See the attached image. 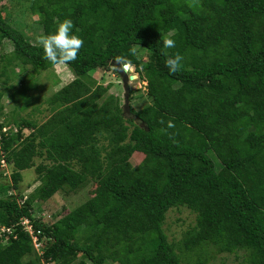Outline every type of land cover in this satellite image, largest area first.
<instances>
[{
    "label": "trees",
    "instance_id": "obj_1",
    "mask_svg": "<svg viewBox=\"0 0 264 264\" xmlns=\"http://www.w3.org/2000/svg\"><path fill=\"white\" fill-rule=\"evenodd\" d=\"M23 3L42 43L28 40L18 12L0 15V45H12L0 56V115L15 69L64 64L75 78L45 100L44 122L21 119L17 132L0 133L14 188L32 167L39 183L21 206L0 198V227L13 226L0 238V264H210L208 249L264 264V0ZM115 63L134 67L149 105L120 108L90 77L118 73ZM23 128L32 132L17 144ZM136 152L141 162L126 166ZM90 183L97 192L51 224L32 215L34 201ZM181 207L194 225L176 245L163 226ZM23 218L39 234L40 256Z\"/></svg>",
    "mask_w": 264,
    "mask_h": 264
},
{
    "label": "rangeland",
    "instance_id": "obj_2",
    "mask_svg": "<svg viewBox=\"0 0 264 264\" xmlns=\"http://www.w3.org/2000/svg\"><path fill=\"white\" fill-rule=\"evenodd\" d=\"M19 1V3L17 2ZM0 0V15L2 17H13L18 12V17L25 22L27 25L24 29L28 40L34 44H41L42 37L38 28L28 27L35 20L36 17L30 14L24 7L23 0ZM22 6V7H21ZM19 7V8H18ZM137 49V47H135ZM12 50V45L9 40H1L0 45V56L9 54ZM139 56L143 60H146L147 53L140 52ZM129 66V65H128ZM118 73L113 71V66L109 69L94 70L90 72V77L95 80L97 85L103 87L108 86L107 93L114 95L119 103L120 108L128 109L134 113L141 108L150 104L151 100L146 95V82L142 80L139 74L135 71L133 66H129L128 70L125 71L126 76L129 77L127 86L129 89L127 95L128 106H125V90L122 85L120 75V68L117 70ZM119 74V75H118ZM74 75L71 70L64 64H57L53 68L39 72L38 74L33 73L31 67L27 66L24 71L19 69L14 70V74L11 76L7 89L3 92L1 104L3 105L2 115H0V125L6 129L4 136H9V130L15 132L18 130L15 122L21 123V119L34 121L38 124L44 122L49 116L50 112L45 100L55 91L60 89L62 86L68 84L74 79ZM35 84L36 89H32L22 94V87L30 84ZM12 87V88H10ZM0 85V91H1ZM28 97L26 100L23 99ZM129 114V113H128ZM126 114L127 117L130 115ZM8 122L10 125L6 126L3 123ZM12 126V128H10ZM9 127V128H8ZM31 129L23 128L20 141L21 143L30 133ZM15 144V146H17ZM14 146V147H15ZM2 156V153H0ZM143 159V154L136 152L132 155L131 159L125 163L130 168L136 167ZM0 158V186L5 187L0 191V198H7L8 196H14L17 198L16 202L19 206L22 205L20 197L29 196L33 190L39 185L35 167L19 172L17 188L13 186V169ZM4 160V159H3ZM43 159L38 157L34 158L35 166L42 162ZM98 188L94 183H90L85 187L79 189L76 192L63 193L58 192L52 196L46 202L34 201L32 204V215L36 219H40L41 222L51 224L53 221L58 219L62 214L74 209L79 204L86 201L88 198L93 196L97 192ZM65 208L64 211L61 209ZM55 216V219H54ZM194 225V214L184 207L173 208L168 211L166 220L164 222V232L168 236L170 242L176 245L182 238L184 232ZM209 251V263L210 264H246L243 252H237L232 254L217 253L212 249ZM180 254L179 251H177ZM36 256H39L41 250L34 249L33 252ZM34 254H31L34 256ZM27 258H24L25 262ZM41 264H46L41 260Z\"/></svg>",
    "mask_w": 264,
    "mask_h": 264
},
{
    "label": "built area",
    "instance_id": "obj_3",
    "mask_svg": "<svg viewBox=\"0 0 264 264\" xmlns=\"http://www.w3.org/2000/svg\"><path fill=\"white\" fill-rule=\"evenodd\" d=\"M14 131L17 132L16 130H14ZM1 132L2 133L6 132V129L4 127H2L1 130H0V133ZM1 161L4 163L3 158H2ZM25 199H26V197H22L20 199L21 203H23V201ZM20 224L23 226L24 231L28 233V235H29V237H30V239L32 241L33 250L35 248L41 250L42 244L39 241V237H38L39 234H38V232H35L33 230L32 225L30 224L29 220L23 218V219L20 220ZM12 231H13V226H9V227L1 226L0 227V238L4 237L5 235H10L12 233ZM41 254H42V250H41L40 255Z\"/></svg>",
    "mask_w": 264,
    "mask_h": 264
},
{
    "label": "water",
    "instance_id": "obj_4",
    "mask_svg": "<svg viewBox=\"0 0 264 264\" xmlns=\"http://www.w3.org/2000/svg\"><path fill=\"white\" fill-rule=\"evenodd\" d=\"M116 66V69L118 70L119 68V64L118 63H115L114 64ZM128 65H124L123 68H122V72H120V76H121V80H122V85H123V88L125 90V106H128V103H127V95H128V92H129V89H128V86H127V82H128V79L129 77L126 76V73L125 71L128 70ZM126 109V108H125ZM141 127H143V123L140 124Z\"/></svg>",
    "mask_w": 264,
    "mask_h": 264
}]
</instances>
